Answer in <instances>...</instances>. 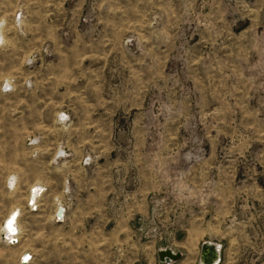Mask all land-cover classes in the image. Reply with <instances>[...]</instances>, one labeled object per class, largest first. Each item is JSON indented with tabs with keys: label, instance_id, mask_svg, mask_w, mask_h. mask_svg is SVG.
I'll list each match as a JSON object with an SVG mask.
<instances>
[{
	"label": "rangeland",
	"instance_id": "obj_1",
	"mask_svg": "<svg viewBox=\"0 0 264 264\" xmlns=\"http://www.w3.org/2000/svg\"><path fill=\"white\" fill-rule=\"evenodd\" d=\"M0 18V264L32 184L84 155L92 213L137 246L119 260L205 264L212 244L264 264V0H2Z\"/></svg>",
	"mask_w": 264,
	"mask_h": 264
},
{
	"label": "crops",
	"instance_id": "obj_2",
	"mask_svg": "<svg viewBox=\"0 0 264 264\" xmlns=\"http://www.w3.org/2000/svg\"><path fill=\"white\" fill-rule=\"evenodd\" d=\"M17 13H12L11 25L14 30L19 28L16 24ZM9 25L10 22L0 18L3 39L0 48L4 46L5 36L9 34ZM14 78L8 80L14 81ZM61 153L66 155H61L60 151L51 154L50 163L70 166L72 155L69 150L63 149ZM86 157L84 155L77 161L80 167L78 170L63 168L59 170L61 172L57 180L32 184L29 199L35 188L46 190L38 201L36 211L29 209L28 203L25 202L19 208L20 211L15 212L18 218L14 216L16 224L13 225H16L19 231V241L9 246L13 250V264H175L180 261L183 258L180 252H177L181 254L180 259L162 261L160 252L167 249L154 247H146L143 252L131 253L121 260L117 258L118 245L132 244L128 236L129 223H117L116 220L115 223H110L111 219H101L92 213L94 210H100L101 206L99 201L94 202L93 195L82 193L83 182L80 179L93 173L90 165L84 162ZM100 174L99 172V177ZM105 186H108L106 182ZM60 208L65 209V214L64 219L58 221L55 217ZM125 232L127 236L125 234L123 238ZM135 247V244L131 245V248ZM24 257L29 260L23 261Z\"/></svg>",
	"mask_w": 264,
	"mask_h": 264
},
{
	"label": "built area",
	"instance_id": "obj_3",
	"mask_svg": "<svg viewBox=\"0 0 264 264\" xmlns=\"http://www.w3.org/2000/svg\"><path fill=\"white\" fill-rule=\"evenodd\" d=\"M20 15H18L19 17ZM0 37H1V30H0ZM2 43V38H0V44ZM12 87H9V86H6L4 87V91L5 92H9L11 91ZM86 164L89 163V160L85 161ZM90 164V163H89ZM45 188H35L33 191H32V194H31V197L29 199V202H28V208L31 209L32 211H36L38 209V201L41 197V195L45 192ZM60 209H62V216H59V211ZM59 211L57 212V215H56V219L58 221L64 219V214H65V209L63 208H60ZM16 219L18 218V214L15 215ZM14 224L15 221H13ZM15 226V229L14 230H10L8 229L7 231H3L2 233V237H3V241L7 244V245H15L18 243L19 241V231L17 230V226ZM29 260L28 257H24L23 258V261H27Z\"/></svg>",
	"mask_w": 264,
	"mask_h": 264
},
{
	"label": "water",
	"instance_id": "obj_4",
	"mask_svg": "<svg viewBox=\"0 0 264 264\" xmlns=\"http://www.w3.org/2000/svg\"><path fill=\"white\" fill-rule=\"evenodd\" d=\"M59 216H62V209H60V211H59ZM206 245H212V244H205L204 245L203 253L201 254L202 255V261L205 264H214L215 262L219 261V259H220V254H218L219 251L217 250L218 251V253H217L218 256L216 257L215 261L210 263V262L207 261V259L205 258V255H204V251H205ZM213 247H215V246L213 245ZM160 258H161L162 261H166L167 259H170L171 261H176V260L180 259L181 256L180 255H173L171 251H167L166 250V251L160 252Z\"/></svg>",
	"mask_w": 264,
	"mask_h": 264
},
{
	"label": "bare ground",
	"instance_id": "obj_5",
	"mask_svg": "<svg viewBox=\"0 0 264 264\" xmlns=\"http://www.w3.org/2000/svg\"><path fill=\"white\" fill-rule=\"evenodd\" d=\"M8 226L11 228V230H14V227L10 223H8ZM217 250H218L217 247H213V245H206L204 255H205V258L207 259L208 262L212 263L215 261L216 257L218 256L217 253L219 251V250L218 251ZM215 263H217V262H215Z\"/></svg>",
	"mask_w": 264,
	"mask_h": 264
}]
</instances>
